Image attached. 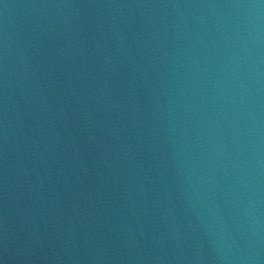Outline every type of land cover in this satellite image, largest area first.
<instances>
[{
  "label": "water",
  "instance_id": "1",
  "mask_svg": "<svg viewBox=\"0 0 264 264\" xmlns=\"http://www.w3.org/2000/svg\"><path fill=\"white\" fill-rule=\"evenodd\" d=\"M0 264H264V0H0Z\"/></svg>",
  "mask_w": 264,
  "mask_h": 264
}]
</instances>
